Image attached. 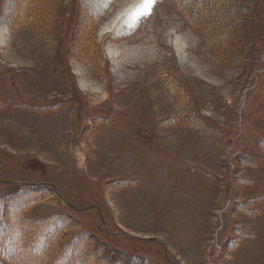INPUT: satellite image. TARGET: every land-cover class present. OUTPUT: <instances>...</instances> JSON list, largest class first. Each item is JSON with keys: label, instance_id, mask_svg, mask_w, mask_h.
Listing matches in <instances>:
<instances>
[{"label": "rangeland", "instance_id": "1", "mask_svg": "<svg viewBox=\"0 0 264 264\" xmlns=\"http://www.w3.org/2000/svg\"><path fill=\"white\" fill-rule=\"evenodd\" d=\"M124 1L0 0V200L54 186L25 213L72 215L58 243L88 229L115 264H264V0H193L194 26L156 0L101 31Z\"/></svg>", "mask_w": 264, "mask_h": 264}, {"label": "trees", "instance_id": "2", "mask_svg": "<svg viewBox=\"0 0 264 264\" xmlns=\"http://www.w3.org/2000/svg\"><path fill=\"white\" fill-rule=\"evenodd\" d=\"M192 1L177 0L179 9L187 19L192 21L194 26L195 18L192 16L193 10L190 6ZM188 12L192 14L189 16ZM199 32L205 36L202 31ZM10 185L14 188L16 186V184L3 185V188H9L10 191L8 190L0 200V264H57L59 256L63 253L66 254L63 264H69L75 259L81 260L86 255L91 256L94 253L96 264H115L108 259L106 252L102 253L101 246L97 244L96 235L88 229H83L75 234L77 236L69 237L58 243L65 229L72 227L77 221L70 215L53 213L47 217L33 218L25 213L28 206L34 202H44L50 199L54 193L50 187L43 186L41 183L24 184L17 190L11 189ZM31 190L38 193L32 194ZM21 198L26 199V202L20 204ZM4 205L8 206L10 210L5 209ZM9 219L12 221L8 222ZM23 224L29 228H23ZM46 226H48L47 231ZM13 228H17L20 233L21 238L18 243L22 247H30L29 251L24 249L20 251L7 250L8 242L11 241L8 231ZM132 264H138V261H133Z\"/></svg>", "mask_w": 264, "mask_h": 264}, {"label": "bare ground", "instance_id": "3", "mask_svg": "<svg viewBox=\"0 0 264 264\" xmlns=\"http://www.w3.org/2000/svg\"><path fill=\"white\" fill-rule=\"evenodd\" d=\"M84 3L87 4L89 6V8H91L92 10L98 11V12L101 10L103 11L107 6L110 7L109 4H111L109 2V0H84ZM7 11H8V8L6 7L5 12H4V16H3L1 23H0V43H2V44L6 43L5 34L7 32V28H6V24L4 22V18L6 16L5 14L7 13ZM148 11H149V7L144 3V0H130V1L125 0L122 7L118 8L115 12L114 11H111V12L108 11V12H110L108 19L106 18V20L101 23L102 24L101 25V31L103 30V32H104V30H107L110 32L112 31L114 33H120V32H124L126 30V27H127V31H128L130 28L135 27L137 25V23L139 22L141 15L145 14ZM151 11L153 12L152 6L150 9V12ZM174 32H175V30H174ZM174 32H172V33H174ZM186 35L187 34L183 31H179V32L177 31L174 33V37H173L174 38L173 39L174 47H175L177 53L180 55L182 60H185V58H186V47H185L186 46V41H185ZM133 48L134 47H132V48H130V50L129 49L128 50L129 51H132V50L136 51V49H138L139 47L134 48V49ZM120 50H121L120 47L119 48L118 47H116V48L106 47L107 54L111 58L113 56H115L116 59L119 58V56L121 54ZM76 72L79 76V82H80L81 86H83L86 89H91V90L95 89V87L97 85L94 84L92 81L88 80L87 78H84V71L82 70V68L77 69Z\"/></svg>", "mask_w": 264, "mask_h": 264}, {"label": "snow or ice", "instance_id": "4", "mask_svg": "<svg viewBox=\"0 0 264 264\" xmlns=\"http://www.w3.org/2000/svg\"><path fill=\"white\" fill-rule=\"evenodd\" d=\"M155 2L156 0H144V3L149 7V11L145 13L146 15H150L151 6H153Z\"/></svg>", "mask_w": 264, "mask_h": 264}]
</instances>
